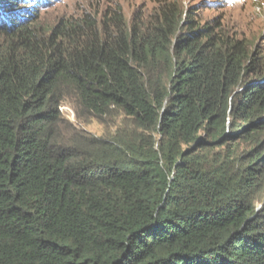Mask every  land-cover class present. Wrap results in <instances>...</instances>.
I'll use <instances>...</instances> for the list:
<instances>
[{"label":"trees","instance_id":"1","mask_svg":"<svg viewBox=\"0 0 264 264\" xmlns=\"http://www.w3.org/2000/svg\"><path fill=\"white\" fill-rule=\"evenodd\" d=\"M56 2L0 0V264H264L263 46L206 4Z\"/></svg>","mask_w":264,"mask_h":264},{"label":"rangeland","instance_id":"2","mask_svg":"<svg viewBox=\"0 0 264 264\" xmlns=\"http://www.w3.org/2000/svg\"><path fill=\"white\" fill-rule=\"evenodd\" d=\"M78 1V5L85 7H94L105 4L108 0H65V4L57 6L62 11H73ZM127 19L139 8H149L153 0H118ZM187 5L206 4L209 5L201 12L203 18H211L217 14L223 16L224 21L230 26H235L243 35L253 40L264 49V0H182ZM75 4V5H74ZM65 6V8H64ZM44 19L48 22H53L56 19V13L53 10L43 14ZM60 110L63 116L73 123L77 124L78 128L89 134L99 137L113 134L122 124V117L116 115L112 120H107L106 123H99L97 120H90L88 123H77L74 118V111L68 103L61 104ZM126 126V125H125ZM260 203H256L259 207Z\"/></svg>","mask_w":264,"mask_h":264},{"label":"clouds","instance_id":"3","mask_svg":"<svg viewBox=\"0 0 264 264\" xmlns=\"http://www.w3.org/2000/svg\"><path fill=\"white\" fill-rule=\"evenodd\" d=\"M57 0H54V2H56ZM57 3V2H56Z\"/></svg>","mask_w":264,"mask_h":264}]
</instances>
